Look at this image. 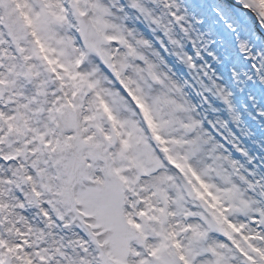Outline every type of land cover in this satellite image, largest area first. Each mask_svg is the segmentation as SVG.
I'll return each mask as SVG.
<instances>
[{
  "label": "snow or ice",
  "instance_id": "obj_1",
  "mask_svg": "<svg viewBox=\"0 0 264 264\" xmlns=\"http://www.w3.org/2000/svg\"><path fill=\"white\" fill-rule=\"evenodd\" d=\"M0 264H264V0H0Z\"/></svg>",
  "mask_w": 264,
  "mask_h": 264
}]
</instances>
